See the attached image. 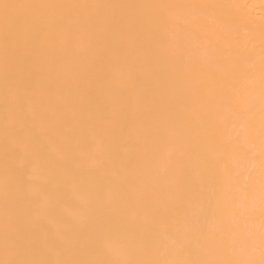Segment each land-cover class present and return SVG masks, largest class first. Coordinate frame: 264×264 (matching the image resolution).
<instances>
[{
    "label": "bare ground",
    "instance_id": "bare-ground-1",
    "mask_svg": "<svg viewBox=\"0 0 264 264\" xmlns=\"http://www.w3.org/2000/svg\"><path fill=\"white\" fill-rule=\"evenodd\" d=\"M0 264H264V0H0Z\"/></svg>",
    "mask_w": 264,
    "mask_h": 264
}]
</instances>
